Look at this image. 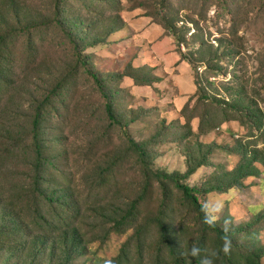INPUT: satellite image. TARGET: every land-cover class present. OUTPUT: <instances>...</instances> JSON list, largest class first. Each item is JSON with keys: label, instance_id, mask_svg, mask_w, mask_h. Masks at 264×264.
I'll list each match as a JSON object with an SVG mask.
<instances>
[{"label": "rangeland", "instance_id": "374dc122", "mask_svg": "<svg viewBox=\"0 0 264 264\" xmlns=\"http://www.w3.org/2000/svg\"><path fill=\"white\" fill-rule=\"evenodd\" d=\"M12 3H15L13 8ZM55 6L56 0L2 1L0 32L8 34L9 38L7 41L0 39V45L10 54L9 62L14 66L10 74L5 73L8 81L3 89L1 108L4 105L14 107L9 117H14L15 123L21 126L30 149L33 144L30 121L39 105L46 106L42 127L44 152L56 163L47 174L51 180L49 185L52 189L70 188L81 211H60L67 217L63 220L51 207L40 203L48 221L41 227L35 218L34 199L26 197L22 189L30 182L29 162L16 151L12 158L4 161L6 148L0 140V188L3 192L0 205L16 209V218L21 221L17 230L10 219H5L6 214L0 206V264H32L34 244L39 235L57 239L62 252L64 233L73 227L86 247L73 255L72 264H115L114 258L123 244L121 255H125V261L130 264H171L168 250L165 247L157 250L158 212L163 211V221L184 251L204 231L196 212L183 202L174 185L169 183L164 196L154 174L184 173L187 169L184 155L187 151L191 155L200 152L197 139L201 137L195 135L186 142H179L173 137L178 129L165 131L162 128L164 123L179 117L180 112L174 114V111L183 108L190 98L194 89L192 78L198 73L203 76L204 82L200 83L207 84L211 99H192L190 107L193 106L194 112L198 111L205 122L211 120L213 125L220 126L202 138L205 144L219 146L208 156L212 166L200 167L185 183L200 188L214 174L235 168L241 155L233 149L239 143L249 149H264V128L256 129L241 115L237 120L222 124L227 115H234L235 111L224 104H216V98L235 103L239 99L237 92L242 89V102L258 106L264 113V0H106L104 4L96 0H63L60 19L78 18L83 21V32L93 23L94 33L105 37L115 25L117 10L126 24H131V34L120 37V32L110 38L113 42L107 46L80 47L79 54L67 35L69 27L58 29L54 24ZM145 17L148 19H143ZM172 19L177 21L178 28H184L180 27V22L194 27L193 37H186V43L180 48L175 41L172 44L162 39L163 31L154 24L163 25ZM25 29L28 34L22 33ZM194 30L199 31L194 33ZM203 38L214 45L212 49L207 48L208 52L218 51L220 75L212 70L206 73L197 61L194 66H199L200 70L189 65L182 67L181 62L186 61L181 60L177 51L196 58L190 55L199 48L198 40ZM159 40L155 47L161 49L163 62L154 67L157 71L166 68L169 79L162 84V89L156 85L161 92L130 81L122 83L134 98L126 97L123 104H116L118 118L123 114L128 123L123 120L112 125L106 112L107 100L93 75L104 80L110 73L123 72L138 56L147 59L150 44ZM80 55L87 57L88 67L78 63ZM105 88L108 90L107 86ZM128 109L134 111L136 123H129ZM207 109L209 116L205 115ZM2 118L8 120L7 114ZM176 122L171 123L177 125ZM194 124L198 126V118ZM158 132L170 142L156 145L154 136ZM195 133H198L197 128ZM129 136L146 144L149 153L146 160L131 147ZM256 166L261 174L245 179L243 188L224 194L198 195L199 201L206 206V213L219 226L238 229L264 212V166ZM142 194L135 226L123 233L113 232V223L106 216L117 217L120 213L115 207L125 210ZM258 236L264 243V229ZM206 237L208 249L212 248L214 237L211 234ZM44 249L35 264H51L54 260L50 253L51 242L44 245Z\"/></svg>", "mask_w": 264, "mask_h": 264}, {"label": "trees", "instance_id": "16d2710c", "mask_svg": "<svg viewBox=\"0 0 264 264\" xmlns=\"http://www.w3.org/2000/svg\"><path fill=\"white\" fill-rule=\"evenodd\" d=\"M2 1L0 0V7L2 6ZM106 0H96L97 3H105ZM63 0H56V15L54 24L58 27V29H65L66 26L69 27L68 37L70 41L74 44V50L79 54V48H93L96 46H107L110 44L112 39L116 34L120 32L126 31L128 29V24L124 21L123 18L120 17V10H117L118 16L115 19V25L111 28L105 37L101 35L95 34V24H90L87 26L86 32H83L82 29L84 27L83 21L75 18L74 20H61V6ZM15 3H12L11 7L13 8ZM119 7L121 6L118 4ZM63 11V8H62ZM164 9L162 10V12ZM148 19V17H145ZM156 25L162 27L166 35L172 37L176 42L178 48L184 46L189 35L193 37V26H187L184 22H180L184 28H178L176 20H169L166 24H159L154 22ZM189 25V24H188ZM188 27V29L186 28ZM1 27V25H0ZM50 27V24L48 28ZM193 27V28H192ZM36 30L35 27H32ZM49 31V30H48ZM194 33H198V31L194 30ZM201 32V31H200ZM23 34H28V30L25 29ZM76 34V35H74ZM8 34L3 35L0 32V39L6 40L9 38ZM199 48L192 52L190 58L188 55L183 54L181 51H177L180 54L181 60L186 61L194 70L200 67H204L205 72L208 70L217 71V75L221 73V67L218 65L220 57L218 55V51L208 52V49H212L214 45L208 39L198 40ZM9 55L6 54L3 45H0V140L3 141V145L5 146V160L12 158L14 155V151L19 153L20 157H24L28 160L27 169L30 174L28 175L30 178V182L26 183L24 187H22L23 191L28 196H31L34 200V214L38 224L41 227H44L45 223H48L47 218L43 212L42 206L40 203H44L45 207H51L54 210L56 216L63 217V220H66L67 217H64L60 211L63 212H74L75 210L80 213V206L74 201L73 195L71 193V189H52L49 185L51 180L48 178V172L56 167L55 159L47 157L44 152V138L42 137V127L45 121L46 116V106L39 105L37 108L36 114L32 117L30 123L32 124L33 130V144L29 149V145L27 143L26 137L23 135V130L20 125L15 123V118L9 117V113L14 110V107H6L2 105V96H4L3 89L7 84L8 78H6L7 73H11L13 69V62H9ZM211 57H208V56ZM79 64L82 66H87V57H82L81 55L78 57ZM194 61L199 63L198 67L194 66ZM153 68L147 67H139L136 68L133 64L128 65V69L126 68L123 72H114L110 73L105 77V79H100L98 76L93 75L94 79L98 83L102 94L107 100L106 103V112L107 116L112 125L120 124V121L126 120L125 116L122 114V117L116 112V104H123L126 97L131 99L134 96L127 90L122 88V82L125 77L131 78L135 85L137 86H149L153 87L155 91L159 90L154 87L156 83L161 81L160 78L154 75ZM88 71V69H87ZM132 71V72H131ZM6 73V74H5ZM142 73V74H141ZM205 73V74H206ZM194 75V81L196 84V93L192 96L189 101L186 103L184 108L181 110V116L184 119V122L181 123L177 120V125L173 123H164L162 129L165 131H179L175 132L173 136L179 142H186L190 139L191 136L198 135L201 137L198 138L197 146L199 148V153L197 155H191L188 151L185 154L186 158V171L184 173H165L158 172L154 174V177L160 181L161 187L164 192V196H166V192H168L169 183L174 185V188L181 193V198L184 203L188 204L193 210L196 212V217L200 222L204 233H201L197 236L192 245H198L201 249L206 250L204 254L210 255L212 252L219 253L217 257H212L214 264H264V243L258 238V233L264 229V212L259 213L255 216L254 220L247 223L244 227H240L238 229H228L226 227L219 226V224L212 220L210 216L206 213V206L199 201L198 195H207L212 192H216L219 194L227 193L232 189L243 188L244 180L249 177H259L261 171L256 166V164H260L264 166V149H249V147L239 145L233 149V151L239 153L241 155V160L237 164L235 168L230 171L222 172L218 175L214 174L209 180L204 182V185L199 186H189L185 183V180L189 179L200 167L212 166V164L208 161V156L212 153L214 148H216V143L205 144L203 143V137L211 134L215 131V129H219L220 126L213 125L212 121H204L202 115L197 111L194 112L193 108L190 107L192 99L200 100V101H209L211 96L207 93L208 86H202L200 81L204 82L203 76ZM6 78V79H5ZM10 78V77H9ZM198 79V81L196 80ZM209 77L207 78V80ZM206 80V82H207ZM105 84V85H103ZM201 84V85H200ZM108 87L106 90L105 87ZM239 97L235 103L230 104L229 101L223 98H216V104L225 105L226 107H230L234 110V115H227V118L224 119L223 123H227L228 121L237 120L239 116H244L248 119V121L253 125L256 129L264 128V113L261 111V108L257 106H251V104H245L242 102V98L244 95V90H240L237 92ZM125 96V97H124ZM50 97H47L49 100ZM222 99V100H221ZM214 105V104H213ZM134 110V109H133ZM207 109L205 115L210 114ZM129 117V123H136L137 117H133L134 111L129 110L127 112ZM7 114L8 120H4L2 115ZM198 118V133H195L193 122ZM121 119V120H120ZM208 120V119H207ZM207 124V125H206ZM128 125V124H127ZM179 125V126H178ZM163 132V131H162ZM162 132H158L155 134L154 139L157 141L156 145L168 144L162 138ZM172 136V134H170ZM162 138V139H161ZM128 141L133 149H135L142 160H146L149 153L146 149V144H142L137 142L134 138L128 137ZM172 141V140H171ZM30 156V159H28ZM1 159V157H0ZM145 164V161H142ZM3 195L2 189L0 188V199ZM143 199V194L140 195L137 199L132 201L129 207L125 210L122 208L115 207L114 210L117 213H120L117 217L115 216H106L110 222L113 223L112 231L116 233H123L127 230V228L135 226V216L138 210V206L140 201ZM1 204V203H0ZM1 206V205H0ZM4 213L6 214L5 219H10V221L14 224V228L18 230L20 227V219L16 218V209L9 205H2ZM211 219L212 223L209 224L207 221ZM49 224L50 221H49ZM38 225V226H39ZM156 225L159 229V243L157 250L165 247L169 254L171 255V264H200V258H190L182 256L180 253L184 251V249L178 244L176 239H173L171 235L170 227L163 221V211H159L156 217ZM40 227V228H41ZM43 229V228H41ZM138 230V228H137ZM207 234H211L213 238L212 248L208 249V238ZM239 235H242L239 238ZM136 236L137 233H136ZM230 239L232 243L231 254L225 256L221 249L225 239ZM51 242L50 253L52 258L54 259L51 264H72L73 255L78 253L81 249H84L86 246L84 241L82 240V236L79 234L76 228H67L64 233L63 239V251L61 252L60 248H58V240H51L49 237L39 235L37 237V242L34 244V251L32 253V257L34 261L32 264L36 263V259L40 257L44 253V245H48ZM125 247L124 244L122 248ZM121 248V250H122ZM188 248V249H189ZM114 258L115 264H130L129 261H125V255H121L122 251Z\"/></svg>", "mask_w": 264, "mask_h": 264}, {"label": "crops", "instance_id": "0c3cea01", "mask_svg": "<svg viewBox=\"0 0 264 264\" xmlns=\"http://www.w3.org/2000/svg\"><path fill=\"white\" fill-rule=\"evenodd\" d=\"M143 19H147V18H143ZM155 24V23H154ZM156 25V24H155ZM156 26H158V25H156ZM159 28H161V30L163 31V36H162V39H167L166 41H168V40H170L171 42H172V44H173V42H174V39L172 38V37H169V36H167L166 35V32H165V30L162 28V27H160V26H158ZM130 29H131V24H128V29L126 30V31H124V32H122V34L120 35V37H124L125 35H129V34H131V32H130ZM156 42H160V40L159 41H155V42H153V44H150V50L151 51H149L150 52V56L147 58V59H144V60H142V58L140 57V56H138V58L136 59V60H134V62L132 63L133 64V66L134 67H136V68H139V67H141V66H147V67H151V68H155L154 70H153V73H154V75L155 76H157L158 78H160L161 79V81L159 82V83H156L155 85H154V87H156V88H160V89H162L163 88V86H162V84L166 81V80H168L169 79V72L167 71V69L165 68V70H163V71H157V67H154V66H157V65H159V64H162L161 62H163V58H162V53L160 52L161 51V49H157L156 47H155V44H156ZM171 44V45H172ZM144 50V49H143ZM142 53H143V51H142ZM142 55H144V54H142ZM160 60V61H159ZM181 64H182V67L183 66H188L189 64L188 63H186V62H181ZM190 66V65H189ZM192 80H193V83H194V89H193V93L191 94V96H190V98L192 97V96H194L195 95V93H196V90H197V88H196V84H195V81H194V78H192ZM127 81H130L132 84H134L135 85V83H134V81L131 79V78H129V77H125L124 78V80H123V82L122 83H125V82H127ZM157 84H159L158 85V87L156 86ZM174 85L177 87V84L174 82ZM137 86V85H136ZM142 87H149V86H142ZM167 87H168V85H167ZM123 88V87H122ZM152 88V87H151ZM158 88V89H159ZM160 89H159V91H160ZM165 89L166 88H164V91H165ZM175 89V88H174ZM164 91H163V93H164ZM161 92V91H160ZM179 95V94H178ZM163 97H164V95H162ZM189 98V99H190ZM189 99H188V101H189ZM187 101V102H188ZM186 102V103H187ZM186 103H185V105H186ZM184 105V106H185ZM184 106H183V108H184ZM183 108H181L180 110H178V109H175V111H174V114L176 113H179V112H181V110L183 109ZM179 111V112H178ZM173 115V114H172ZM172 120V119H171ZM177 120H179L181 123H183L184 122V119H183V117L181 116V113H180V115H179V117L177 118ZM177 120H172V121H177ZM171 121V122H172ZM194 122H195V120H194ZM196 125L194 124V130L196 129V128H198V126H196ZM208 135H210V134H208ZM207 136V135H206ZM205 137V136H204Z\"/></svg>", "mask_w": 264, "mask_h": 264}, {"label": "clouds", "instance_id": "9594fccd", "mask_svg": "<svg viewBox=\"0 0 264 264\" xmlns=\"http://www.w3.org/2000/svg\"><path fill=\"white\" fill-rule=\"evenodd\" d=\"M209 224L212 223V220L209 219L207 221ZM232 250V243L230 239H225L223 246H222V253L227 256L231 254ZM206 250L201 249L198 245H192L189 249L182 251L180 254L185 257L190 258H200V264H214L212 257H217L219 253L212 252L210 255L204 254Z\"/></svg>", "mask_w": 264, "mask_h": 264}, {"label": "built area", "instance_id": "2783aa9c", "mask_svg": "<svg viewBox=\"0 0 264 264\" xmlns=\"http://www.w3.org/2000/svg\"><path fill=\"white\" fill-rule=\"evenodd\" d=\"M201 68H202V70H203L204 67H201ZM201 68H199V70H200Z\"/></svg>", "mask_w": 264, "mask_h": 264}]
</instances>
